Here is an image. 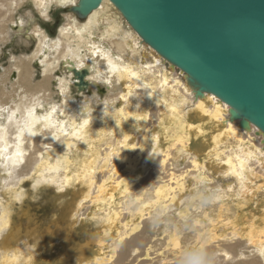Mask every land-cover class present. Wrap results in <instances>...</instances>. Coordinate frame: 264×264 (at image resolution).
I'll return each instance as SVG.
<instances>
[{"label":"bare ground","instance_id":"1","mask_svg":"<svg viewBox=\"0 0 264 264\" xmlns=\"http://www.w3.org/2000/svg\"><path fill=\"white\" fill-rule=\"evenodd\" d=\"M77 2L0 0V42L23 35L29 21L35 19V12L50 20L52 8L60 6L68 10L64 11L65 21L54 36L34 23L25 39V43L31 39L37 42L33 53L28 55L29 61L25 57H12L10 61L9 71L15 69L14 79L18 73V79L25 76L32 85L16 87L12 81L10 86L15 91L12 102L0 100V225H8L10 221V227L0 236V264H138L137 257L149 255L152 250L145 232L130 238L139 228V220L149 218L156 211L159 220L164 221L168 219L166 213L170 207L179 211L174 216L190 214L189 201L197 198L201 207L206 198L199 191V184L213 179L217 183L207 189L211 193L207 198L219 200L221 227L231 229L233 236L246 240L249 247L242 249L240 256L252 257L235 264H264L261 254L264 248V142L262 134L256 133L258 128L254 124L245 128L239 120H231L230 106L215 94L206 92L196 97L187 74L146 43L111 0H102L83 19L70 10ZM26 3L30 9L16 17ZM14 25L17 32L11 31ZM34 61L45 78L44 84L43 77L41 83L33 84ZM84 68L88 70L87 85L79 88L73 70ZM52 77L61 96L60 103L46 97ZM72 85L79 92L91 90V93L97 89L106 94L121 89V105L112 110L115 99L109 98L113 102L109 106L98 96L95 99L101 103L100 108L93 112L90 108L89 118L83 117L78 101L67 96ZM18 89L23 90L18 93ZM80 115L82 118L78 121ZM44 117H49L57 126L44 127ZM89 119L92 121L84 125L83 121ZM28 125H32L35 135L27 130ZM112 137L119 138L122 146L116 148L110 144ZM135 138H138L136 142ZM77 140L84 142L91 152L71 173L60 164V158L65 156H60L57 149L69 147ZM104 145L108 146L103 148L101 160L97 162L93 152ZM17 152L23 155L17 156ZM170 163L183 168L182 171H174V166L169 169ZM16 165H22L21 169ZM149 169H160L165 175H158L150 190L137 191L134 179ZM188 171L189 178L185 175ZM35 173L36 190L40 183H45L59 192L77 180L73 187L78 191L67 215L68 237L58 236L52 228L49 231L40 225L32 226L31 221L25 228L23 220L14 219L15 201L25 204L32 193L23 181L32 179ZM192 194L196 197H189ZM185 200H188L186 205ZM229 201L233 202L232 206ZM90 205L92 210L86 217L99 219L100 226L79 247L71 240V233L80 216L81 221L85 219L82 212ZM209 219L212 224L216 223L212 217ZM178 229L174 226L170 232L165 247L170 255L162 256L159 264L192 263L196 252L188 251ZM196 236L203 258L209 238L201 232ZM140 244L146 245L145 253L138 247ZM219 250L224 252V258H234L230 256V249ZM130 256L135 260L126 262Z\"/></svg>","mask_w":264,"mask_h":264},{"label":"water","instance_id":"2","mask_svg":"<svg viewBox=\"0 0 264 264\" xmlns=\"http://www.w3.org/2000/svg\"><path fill=\"white\" fill-rule=\"evenodd\" d=\"M142 39L187 74L199 97L215 94L231 120L264 142V0H111ZM102 0H78L87 17ZM79 88L87 69H74Z\"/></svg>","mask_w":264,"mask_h":264},{"label":"rangeland","instance_id":"3","mask_svg":"<svg viewBox=\"0 0 264 264\" xmlns=\"http://www.w3.org/2000/svg\"><path fill=\"white\" fill-rule=\"evenodd\" d=\"M29 9H30V7H29L28 3H26L24 7H22L20 10H18V12L16 13V17L19 15H25V11H27ZM66 10H67V8L60 7V6L52 8V11L50 12V16H51L50 20L40 17L39 14L37 12H35L34 13L35 19L33 21H29V24L27 25L26 28L28 30L32 27V25L34 23H39L44 29H47L46 32L48 34L54 36L57 33V30L60 27V25H62V23L65 21L63 18V13ZM6 26H8V23L6 24ZM15 26L16 25H14L13 29H11L12 32H17ZM27 30H26V32H27ZM26 32H24L23 35H21V36L14 35L9 40H7L6 42H0V100L3 101L4 103H5V101H9L11 103L13 98H14L13 96L15 94V91H12V88L10 86V83L12 81H15L16 87L19 86V87L26 88V87H30L32 85L31 82L29 81V79L24 78L25 76L18 79V73H17V78L14 79L13 74H14L15 69L11 68V70L9 71V66L11 64L10 61H11L12 57H18L21 59H23V57H25V61H29L27 59L28 55L30 53L32 54L33 53L32 51L37 46L36 45L37 42L35 41V39H31L29 43H25V39H27V33ZM32 64H33L35 71H36L35 77H33V84L37 85V84L42 82L43 76L39 70V67L37 66L38 65L37 62L35 63V61H34V62H32ZM11 77H13V78H11ZM44 82H45V78L43 77V84H44ZM50 87H51L50 93H49V95L46 94V97L60 103L61 102V96L59 94V91L56 88V83H54V81H53V77L50 80ZM22 90L23 89H18V93L19 92L21 93ZM90 91L91 90L79 92L77 90V88L72 85L71 86V94L67 95L68 98L73 97L76 101H78L79 106L81 108H83V117L89 118V116L91 115L89 112L90 108H91V110H90L91 112H93L94 110L96 111L100 108L101 103L98 100H96L98 96H100L103 99V101H101L102 103H106L109 106L113 105L112 104L113 102L109 100L110 97H113L115 99L116 105L112 108V110L118 109L117 107H119L121 105V100L119 99L120 94L123 92L121 89L120 90H118V89L112 90L111 92H109L107 94L106 93H100L98 89H97L96 93H91ZM83 92H86V93H83ZM47 93H48V91H47ZM17 96H18V94H17ZM95 97H96V99H95ZM134 98H135V96H134ZM17 99H19V98L17 97ZM81 105H83V107ZM77 118H78V121H81L82 116L80 115ZM88 121L90 123L92 121V119H89ZM101 127L104 128L103 126H101ZM89 137L91 140H93L90 133H89ZM137 139L138 138L134 139L135 142L137 141ZM119 141H120L119 138L112 137L110 144L115 145L116 148L121 147L122 142H119ZM106 146H108V145L102 146V148L100 150H99V146H98L95 149L96 151L93 152V155L95 156V159L97 160V162L101 160V157H102L101 155L103 154V148H105ZM57 150H58V153L60 156L61 155L65 156L63 158H60V161H61L60 164L63 167H66L71 173H73L75 171L77 165L80 162L84 161L81 159L83 157H85L86 154H89L91 152L89 147L84 142H82L81 140L74 141L73 144L70 145L69 147L68 146H62V147L58 148ZM28 154H29V151L27 150V155ZM55 155H57V153H55L54 156ZM114 156L117 157V155H114ZM56 161L57 160H55V162ZM23 163L24 162H22V165H23ZM157 163L158 162H156L155 165H157ZM16 166L18 167L17 168L18 170L21 169L20 165H16ZM170 166L171 167L174 166V168H175L174 171L176 170L177 172H180L183 169L179 166L176 167V164L172 165V163L169 164V167H168L169 169H170ZM153 172H155V173H153ZM16 175H17V173L13 174V179ZM158 175H161V177H162L165 175V173H164V171H161L160 169L154 170V171H151V169H149L147 172L140 174L138 176V179H134V183H135L134 187L136 188L137 191L150 190L158 181V179H157ZM185 175H187V178H189L190 172L189 171L186 172ZM35 176H36V173L34 174L32 179L30 177H28V178H25V180L23 181V185L25 186V188H27V189L30 188L29 190H32V193L30 194V198L27 200V202L25 204H22L18 200L15 201V205H14L15 209L13 210L14 219L20 220V221L23 220L22 225L25 228L28 226V222L31 221L32 226H33V224L34 225H40V227L46 228V230H49L50 228H52L51 231L56 232L58 236L59 235H65L66 237H68L67 236L68 235L67 229H69V228H67L68 227L67 215H68V211L70 210V208L74 202V199L76 197V192L78 191L77 187H73L77 183V180L73 181L70 188L64 189V190L59 191V192H58L57 188L50 186V184H45V183H40L38 185V189L36 190L34 188V182L36 180ZM209 178L211 179L213 177H209ZM208 181H206L205 183H203L201 185L199 184V191L202 194H204L206 197L204 199L203 204H201L203 206L199 207V204H198L199 200H197V198L192 199L191 201H189V204L192 205L190 207L191 208L190 214L189 213L187 214L186 212H184L182 214H178L177 216H174L179 211L177 209H175V211H173L174 207H170V209H168V212L166 213V216L168 219H166L164 221L159 220L160 217L157 216L156 211L152 212L151 216L149 218H146L147 217L146 216L144 218V220L143 219L139 220L140 226L136 230V232H134L133 235H131L130 238H133L134 236H136L142 232H145L146 236H147L146 239L152 245V250L150 251L149 255H147L144 252V247L146 245H143V246H142V244L138 245V247H140L142 253H145V254L141 255L140 257H137L136 263H138V264H159L160 258L162 256L163 257L169 256L170 254L168 255V251L166 250L165 247L167 246L168 236H169L170 232L174 230V226H176L177 229L179 228L178 231H179V234L181 236V240L183 239L182 242L184 243V245H187L188 251H190L191 253H195V252L197 253V254L195 253V257L192 259L193 261L191 264H235L236 262H243V261H246V260L252 258L251 256H248L246 258L240 256L241 250L242 249L246 250V248L249 247V246H247L246 240L239 238L238 236H233L231 229H225L224 227H221V225L223 226V223H221V221H220V214H219V208H218L219 200H211V199L207 198L208 195H211V193H207V189L210 188V186H214V184L217 182L214 179L212 182H208ZM185 197L186 196H182L183 199H185ZM189 197H196V196H195V194H192ZM259 197H261V194ZM0 198H1V196H0ZM185 202H188V200L184 201V203H183L184 205H186ZM228 203H229V206H232V204H233L232 201H229ZM91 208H92V206L90 205L89 207L87 206L84 209V211L82 212V215H83V217H85V219H83L81 221V216H80V222H78L77 226L75 227V231L73 233H71L72 234L71 240L73 239L76 246H79V247L83 246L85 242L90 240L89 233H91L92 231H95V229H97L100 226L99 219H97V218L89 219L88 217H86L87 213L89 212V210ZM250 208L252 209L253 206L251 205ZM210 209H212V211ZM171 212L173 213L172 215H170ZM181 215H183V216H181ZM28 216L31 217L32 219L28 220L27 219ZM193 216H195V217H193ZM156 217L157 218L159 217V218L157 219ZM209 217H212L216 223L212 224V222H210L211 219H209ZM171 219H173V221ZM176 220H178V221H176ZM197 220H201V221L199 223H196ZM167 222L171 223V224L168 225ZM175 222H176V225H174ZM177 222H179V223H177ZM209 222L212 225H210ZM131 224H133V222H131ZM167 225H168V227H167ZM203 225H204V227H203ZM161 229H162V231H161ZM207 229H209V230H207ZM99 230H100V228H99ZM164 230H166V231H164ZM195 230H197V231H195ZM168 231H169V233H167ZM198 232H201L202 236L205 234V237H208V238H209V235L211 233H214L213 237L209 238V240L205 243V250H204L205 252L203 253L204 254L203 258H202V255L200 254L201 251L199 249V245H196L197 243H199L196 241V238H197L196 235ZM183 236H184V238H183ZM188 236H189V238H188ZM194 236H196V237H194ZM185 238L188 239L189 241L186 240ZM194 239H195V241H194ZM194 245H196L197 247ZM228 245L231 246V248H229ZM211 248L214 250H212ZM221 248H224L225 251H229V249H230V253H231L230 256H232L234 258H229V259L224 258L225 257L223 254L224 252L219 250ZM239 249H240V251H239ZM197 255H198V257H197ZM246 255H248V254H246ZM132 258H133V256L128 257L129 260L126 262H130L131 260H133ZM134 260H135V257H134ZM174 262H177V261L174 260ZM161 264H163V262H161Z\"/></svg>","mask_w":264,"mask_h":264},{"label":"snow or ice","instance_id":"4","mask_svg":"<svg viewBox=\"0 0 264 264\" xmlns=\"http://www.w3.org/2000/svg\"><path fill=\"white\" fill-rule=\"evenodd\" d=\"M133 75H135V73H133ZM55 111V109H53V112ZM33 115V112L30 111L29 112V116L31 117ZM43 120L45 121L44 123V127H56L57 125L53 124L52 121L49 119V117H44ZM33 123H36V121H34ZM89 123L88 120H84L83 121V124L84 125H87ZM27 130L32 134V135H35V132L32 131V125H28L27 126ZM58 138V137H57ZM23 153L21 152H17V156H22ZM230 163V162H229ZM233 175H236V176H239V173L238 172H233L232 173ZM242 179V177H240ZM62 190V189H60ZM261 254H264V248L261 249ZM16 257H13V259H15Z\"/></svg>","mask_w":264,"mask_h":264},{"label":"clouds","instance_id":"5","mask_svg":"<svg viewBox=\"0 0 264 264\" xmlns=\"http://www.w3.org/2000/svg\"><path fill=\"white\" fill-rule=\"evenodd\" d=\"M6 227H10V221H9L8 225H0V236L3 235ZM12 251H13V253L15 252V250H12ZM262 255H264V254H262Z\"/></svg>","mask_w":264,"mask_h":264}]
</instances>
